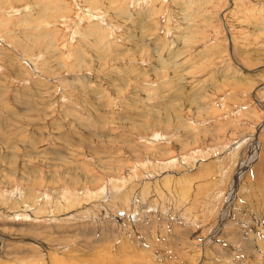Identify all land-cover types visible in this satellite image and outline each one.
I'll return each instance as SVG.
<instances>
[{
  "label": "rangeland",
  "instance_id": "obj_1",
  "mask_svg": "<svg viewBox=\"0 0 264 264\" xmlns=\"http://www.w3.org/2000/svg\"><path fill=\"white\" fill-rule=\"evenodd\" d=\"M195 262L264 264V0H0V264Z\"/></svg>",
  "mask_w": 264,
  "mask_h": 264
},
{
  "label": "bare ground",
  "instance_id": "obj_2",
  "mask_svg": "<svg viewBox=\"0 0 264 264\" xmlns=\"http://www.w3.org/2000/svg\"><path fill=\"white\" fill-rule=\"evenodd\" d=\"M252 162H253V161H252ZM249 165H250V164H249ZM244 166H245V165H244ZM243 169H244V168H243ZM238 175H239V174H238ZM183 190H185L184 193H187V192H188V190H186V189H183ZM234 191H235V190H234ZM179 241H180V240H179ZM206 243H207V242H206ZM122 245H123V244H122ZM126 247H127V246H126ZM98 255H99V253H98ZM98 255H97V256H98ZM109 258H110V257H109ZM109 258H108V259H109ZM100 261H101V260H100ZM111 261L113 262L112 259H111ZM200 261H201L202 263L204 262L203 260H200ZM115 262H116V261H115ZM126 262H127V261H126ZM128 263H129V262H128ZM195 263H196V262H195ZM131 264H132V263H131ZM196 264H198V263H196ZM205 264H206V262H205Z\"/></svg>",
  "mask_w": 264,
  "mask_h": 264
}]
</instances>
